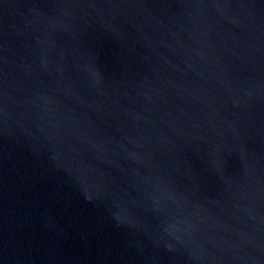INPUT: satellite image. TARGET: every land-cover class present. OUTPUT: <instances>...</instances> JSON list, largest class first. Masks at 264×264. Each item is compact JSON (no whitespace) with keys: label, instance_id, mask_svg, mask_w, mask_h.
<instances>
[{"label":"water","instance_id":"1","mask_svg":"<svg viewBox=\"0 0 264 264\" xmlns=\"http://www.w3.org/2000/svg\"><path fill=\"white\" fill-rule=\"evenodd\" d=\"M0 264H264V0H0Z\"/></svg>","mask_w":264,"mask_h":264}]
</instances>
